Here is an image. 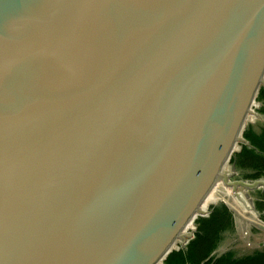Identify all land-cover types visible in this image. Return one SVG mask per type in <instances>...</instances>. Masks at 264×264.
Returning a JSON list of instances; mask_svg holds the SVG:
<instances>
[{
  "label": "water",
  "instance_id": "obj_1",
  "mask_svg": "<svg viewBox=\"0 0 264 264\" xmlns=\"http://www.w3.org/2000/svg\"><path fill=\"white\" fill-rule=\"evenodd\" d=\"M261 86L264 0H0V264L163 261Z\"/></svg>",
  "mask_w": 264,
  "mask_h": 264
},
{
  "label": "trees",
  "instance_id": "obj_2",
  "mask_svg": "<svg viewBox=\"0 0 264 264\" xmlns=\"http://www.w3.org/2000/svg\"><path fill=\"white\" fill-rule=\"evenodd\" d=\"M256 100L260 102L259 111L264 114V86H261ZM243 136L249 143H239L230 161L240 171L243 179L256 180L264 178V123H249L243 130ZM214 201H204L202 209L205 212ZM255 208L264 219V189L257 191L254 199ZM236 214L224 202L211 206L207 215H199L195 222L197 229L185 246L173 249L163 259L164 264H264V245L251 252L237 254L229 250L215 255L226 234H231L236 228ZM190 222L186 229H190ZM186 231V230H185Z\"/></svg>",
  "mask_w": 264,
  "mask_h": 264
},
{
  "label": "rangeland",
  "instance_id": "obj_3",
  "mask_svg": "<svg viewBox=\"0 0 264 264\" xmlns=\"http://www.w3.org/2000/svg\"><path fill=\"white\" fill-rule=\"evenodd\" d=\"M260 105L261 104L259 101H254L251 106L252 111L246 118L245 127L249 123L256 125L259 123H264V114L260 113L258 110ZM224 171L227 173H232L230 175V179L242 178L240 171H238L236 168L234 169L230 159L225 163ZM248 180L251 181L250 179ZM228 189L232 190L233 188ZM259 189H264L263 185L257 186L253 189H247L239 186L236 189H233L235 190V193H232L224 189L222 184H219L216 187L213 196L210 194L205 199V201H214L215 198V201L209 205L208 210H211L212 205L219 202H224L234 211L237 217L235 231L231 234L229 233L225 235L224 240L213 252V254L220 255L221 253L229 250L235 251L237 254H243L246 252H251L264 245V219H262L261 213L254 206V199H256L257 191ZM236 193H238V195H236ZM255 216H259V219H255ZM192 223L195 225V227H197L196 222L192 221ZM186 243L187 242H184V244ZM182 244V241L179 240L176 243V246H185ZM158 264L164 263L160 261Z\"/></svg>",
  "mask_w": 264,
  "mask_h": 264
},
{
  "label": "bare ground",
  "instance_id": "obj_4",
  "mask_svg": "<svg viewBox=\"0 0 264 264\" xmlns=\"http://www.w3.org/2000/svg\"><path fill=\"white\" fill-rule=\"evenodd\" d=\"M219 184H222L223 185V187H224V189H226L227 191H229V192H232V193H235V190H233L234 189V187H232V186H230V185H227L226 184V182H224V180H220V181H218L217 183H216V185L214 186V188L212 189V191L210 192V194H212V196H213V193H214V191H215V189H216V187L219 185ZM228 188H233L232 190H230V189H228ZM209 194V195H210ZM214 198V197H213ZM214 201H215V198H214ZM204 203V202H203ZM213 203V202H212ZM212 203H210L209 205H211ZM203 205V204H202ZM209 207V206H208ZM208 210V208L206 209V211ZM205 211V212H206ZM255 219H258L257 218V216H255ZM191 229V228H190ZM189 231L190 230H188V231H186V233L189 235L190 233H189ZM182 242H185L186 240L185 239H180ZM179 241V240H178Z\"/></svg>",
  "mask_w": 264,
  "mask_h": 264
},
{
  "label": "built area",
  "instance_id": "obj_5",
  "mask_svg": "<svg viewBox=\"0 0 264 264\" xmlns=\"http://www.w3.org/2000/svg\"><path fill=\"white\" fill-rule=\"evenodd\" d=\"M255 101H256V99H255ZM253 103H254V102H253ZM238 148H239V147H238ZM238 148H237L236 150H238ZM236 150H235V151H236ZM191 222H192V221H191ZM193 222H195V221L193 220ZM187 226H188V225H187ZM186 228H187V227H186ZM186 228H185V230L188 231V229H186ZM196 229H197V227H195V225H193V226L191 227V229H189V230H190L189 233H190L191 235H194ZM177 242H178V241H177ZM182 243H183L182 245H185L184 242H182ZM179 247H181V246H180V245H177V246L175 245V249H176V248H179Z\"/></svg>",
  "mask_w": 264,
  "mask_h": 264
},
{
  "label": "flooded vegetation",
  "instance_id": "obj_6",
  "mask_svg": "<svg viewBox=\"0 0 264 264\" xmlns=\"http://www.w3.org/2000/svg\"><path fill=\"white\" fill-rule=\"evenodd\" d=\"M260 103V102H259ZM239 149V148H238Z\"/></svg>",
  "mask_w": 264,
  "mask_h": 264
}]
</instances>
